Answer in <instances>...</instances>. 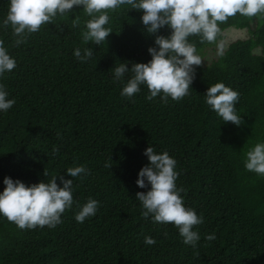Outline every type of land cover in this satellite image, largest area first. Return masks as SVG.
I'll return each instance as SVG.
<instances>
[{"label":"trees","instance_id":"1","mask_svg":"<svg viewBox=\"0 0 264 264\" xmlns=\"http://www.w3.org/2000/svg\"><path fill=\"white\" fill-rule=\"evenodd\" d=\"M9 6L10 0H0V40L17 67L0 77L15 100L7 112L0 111V193L5 177L31 186L57 176L63 187V176L73 179L75 203L54 228L21 230L0 214V264H264V177L244 167L246 153L264 143V15L237 14L218 22L216 43L188 37L202 57L225 29L248 30L254 23L249 36L230 42L223 56L219 52L210 63L194 66L189 95L165 103L160 96L146 99V85L131 98L121 96L131 72L114 82L115 66L148 63L155 35H171L167 26L148 34L142 10L127 5L108 10L105 27L113 32L101 45L83 41L92 17L74 6L14 46L11 26H3ZM77 48L81 55L91 48L92 57L77 60ZM215 83L240 94V126L223 123L206 104L207 89ZM149 146L177 161L184 206L203 217L193 229L200 235L195 249L173 225L142 216L136 193L150 185L142 189L136 181L149 163L144 155ZM81 165L87 175H67L68 168ZM89 198L99 201V208L78 223V206ZM212 234L216 239L208 241ZM146 236L156 243L146 244Z\"/></svg>","mask_w":264,"mask_h":264},{"label":"clouds","instance_id":"2","mask_svg":"<svg viewBox=\"0 0 264 264\" xmlns=\"http://www.w3.org/2000/svg\"><path fill=\"white\" fill-rule=\"evenodd\" d=\"M125 5L143 11L141 20L148 34L155 35L167 26L171 29V35H155L156 47L148 48L152 57L148 63H133L131 69L127 67L128 62L115 66L114 82L123 80L125 74L131 72L121 96L131 98L140 92L141 85H146L150 93L146 99L160 96L165 103L169 97L178 102L189 95L196 75L194 66L202 65L203 59L197 54L196 46L188 42V37L195 35L200 37L201 43H216L221 33L218 22L226 23L237 14L248 18L264 15V0H10L3 26H11L14 46H19L26 43L28 35L38 32L42 25L51 24L58 13L63 15L74 6H83L84 12L92 18L86 22L82 39L85 43L101 45L113 32L105 27L110 20L108 10ZM94 13L100 14L95 16ZM92 55L91 48H86L84 55H81L79 48L74 51L75 58L81 62L87 61ZM220 55H224L222 47ZM16 67V60L9 55L4 41L0 40V77ZM239 95L224 83H215L207 89L206 104L223 123L231 122L240 126L244 121L236 111ZM14 104L15 100L8 98V92L0 84V111L7 112ZM57 136L60 134L57 133ZM144 155L149 163L141 168L136 181L142 189L150 185L147 192L136 193V199L143 208L142 216L145 219L151 216L154 223L173 225L179 230L183 243L195 249L200 235L193 229L204 221L193 209L184 206L181 196L184 189L176 185L179 176L175 170L177 161L167 151L158 154L152 146L146 148ZM111 166V163L105 165L108 168ZM244 167L264 177V143H256L246 153ZM66 171L72 178L88 174V169L83 165L70 167ZM44 175L48 173L45 171ZM59 179L63 187L56 183L57 176L47 183L31 186L5 177V187L0 193V214L21 230L45 226L54 228L63 223L62 214L71 209L75 201L72 195L73 179L63 176H59ZM99 203L89 198L87 203L78 206L80 210L75 216L76 221L83 223L95 216ZM206 239L215 240V234L208 235ZM145 243L153 245L156 241L146 236ZM199 255V252L195 253L196 257Z\"/></svg>","mask_w":264,"mask_h":264},{"label":"rangeland","instance_id":"3","mask_svg":"<svg viewBox=\"0 0 264 264\" xmlns=\"http://www.w3.org/2000/svg\"><path fill=\"white\" fill-rule=\"evenodd\" d=\"M254 27V23L251 24L250 29H234L227 28L222 32V39L218 41L217 45L208 47L204 49L202 55V63L204 65L210 63L220 52L221 47L224 50L230 42H233L238 39H245L249 36L250 30ZM255 53H258V50H254Z\"/></svg>","mask_w":264,"mask_h":264}]
</instances>
